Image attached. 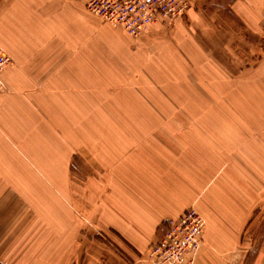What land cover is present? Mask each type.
I'll list each match as a JSON object with an SVG mask.
<instances>
[{"label": "crops", "instance_id": "crops-1", "mask_svg": "<svg viewBox=\"0 0 264 264\" xmlns=\"http://www.w3.org/2000/svg\"><path fill=\"white\" fill-rule=\"evenodd\" d=\"M85 2L0 0V46L12 59L1 74L0 252L7 255L0 262L20 264L25 253L29 259L39 221L45 235L61 237L67 264L69 238L78 252L84 235L83 216L112 233L123 252L107 264H132L133 253H145L169 220L194 207L206 219L195 264H264V238L257 249L241 244L264 189V0H207V95L221 94V108L236 115L139 118L134 132L131 118L91 117L85 126L69 111L83 109L85 95L109 86L108 78L129 75L122 64L101 67L100 45L115 49L117 38L101 40ZM118 41L130 45L129 37ZM227 95L233 100L223 102ZM101 124L107 133L94 127ZM75 155L85 177H69ZM56 156L59 202L36 198V189H52Z\"/></svg>", "mask_w": 264, "mask_h": 264}, {"label": "rangeland", "instance_id": "rangeland-1", "mask_svg": "<svg viewBox=\"0 0 264 264\" xmlns=\"http://www.w3.org/2000/svg\"><path fill=\"white\" fill-rule=\"evenodd\" d=\"M189 1L191 7L186 15L174 19L159 18L143 33L133 37L121 27L106 24L102 18L89 12L86 7V0L84 9L98 20L101 40L107 41L109 38H117L116 42L118 44L116 43L115 49L109 43L100 45L101 67L108 65V67L116 68L115 64H122L121 68L129 72V75L126 77H110L107 79L109 86H101V90L85 95L86 101L83 109L69 110L72 112L73 118L77 119V122L81 120L86 126L88 125L86 123L91 122L89 121L91 117L131 118L130 126L134 132L139 131L137 127H141L133 125L139 118L151 120V118L161 117H219L221 115L220 111L225 116L236 115L233 109L221 108V94H214L213 97L215 95L217 97L213 99H211L210 94L207 95V0ZM192 5H194L193 11H191ZM106 26L115 30L106 32ZM128 37L130 45H125L123 42L119 44L121 41H118V38ZM127 48H130V53ZM192 48L193 50H191ZM107 52L110 55H107ZM114 58H116V61H113ZM11 64L12 59L8 66ZM0 81L1 91L4 87L1 76ZM85 87L87 88V84H85ZM90 88L89 86V90ZM227 100H233V96H225L223 102ZM67 119L73 121L70 117ZM18 127L21 129L25 125ZM94 127H99L102 134L107 133V129H109L108 124ZM118 127L121 126L118 125ZM149 127L159 128L161 125L151 124ZM36 128H38V125H36ZM9 131L17 132L12 126H9ZM38 132L39 129H36V133ZM51 133L54 155L61 154L59 142L57 144L54 139L58 136L54 131ZM19 134L21 137H27L21 131H19ZM56 157L58 161H53L52 168L54 171L51 174V183L49 184L52 189H36V198L44 199L45 194L47 200L59 202L60 190L57 187L60 186L62 173L58 167L60 166V157ZM78 166L75 155L69 165V177L76 179L77 174L84 176L85 172H83L81 164L80 169H78ZM42 179L44 180V178ZM41 184L43 183L36 182V185ZM8 191L11 193V190ZM251 192L252 190L246 189L245 196L251 197ZM254 195L256 194L254 193ZM260 195L259 208L257 210L253 208V211L249 214V220L241 237L242 245L255 247L254 249H257L264 238V189L260 190ZM72 196L74 197L75 193L69 197ZM81 218L79 224H83L81 227L84 235L79 237L81 242L78 243V252L75 251L76 239L69 238L68 243L72 251L68 252L67 264H107L112 260L116 262L114 257L118 259L124 257L123 252L116 245L112 233L83 216ZM36 224L39 225L37 228L41 229V234L30 238V241L32 240L35 245V252L30 253L29 259L27 258L28 254L25 253V259L21 258L20 264H27L28 261H30V264H61V237L59 235H45L43 233V228H45L43 223L37 221ZM17 238H13L12 242ZM3 253L0 252V258L7 255ZM145 253H133L136 259L131 263L139 264V261H145ZM32 255L35 256L33 261L31 260ZM127 263L130 264V262ZM0 264L4 263L0 262Z\"/></svg>", "mask_w": 264, "mask_h": 264}, {"label": "built area", "instance_id": "built-area-1", "mask_svg": "<svg viewBox=\"0 0 264 264\" xmlns=\"http://www.w3.org/2000/svg\"><path fill=\"white\" fill-rule=\"evenodd\" d=\"M87 10L114 27L137 37L157 19H174L187 14L189 0H87ZM261 43L264 47V14ZM11 58L0 46V76ZM1 86V81H0ZM205 217L194 207L166 223L164 234L145 253L148 264H195L203 247Z\"/></svg>", "mask_w": 264, "mask_h": 264}]
</instances>
